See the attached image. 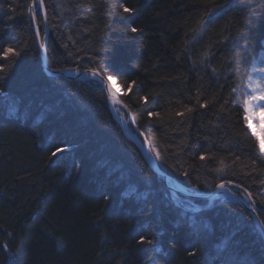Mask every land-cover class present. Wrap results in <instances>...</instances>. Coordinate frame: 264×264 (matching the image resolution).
Listing matches in <instances>:
<instances>
[{"label":"trees","instance_id":"trees-1","mask_svg":"<svg viewBox=\"0 0 264 264\" xmlns=\"http://www.w3.org/2000/svg\"><path fill=\"white\" fill-rule=\"evenodd\" d=\"M43 1L51 68L103 66L161 169L203 191L232 182L249 201L246 188L264 221V151L244 119L264 0ZM29 2L0 0V64L19 53L0 73V264H264L241 205L171 198L97 81L44 72Z\"/></svg>","mask_w":264,"mask_h":264},{"label":"water","instance_id":"water-1","mask_svg":"<svg viewBox=\"0 0 264 264\" xmlns=\"http://www.w3.org/2000/svg\"><path fill=\"white\" fill-rule=\"evenodd\" d=\"M39 2H40V0H36L37 5L39 4ZM43 4H44V1H43ZM30 9H33V0H30L29 15H30V18H31L32 23H33L32 29H33L35 39L37 42V46L39 49L41 64H42L44 72L47 75H49V76H62L64 78H69V79H73V80H81V81L85 80L87 78H93V79L99 81L102 84L103 89L106 93V97H107L108 104H109V109L112 113L113 118L115 119V121L117 123L120 124L125 135H127L129 140H131L133 142V144L139 149V151L141 152V154H142L144 160L146 161V163L148 164V166L153 170V172L158 177H160L164 180L166 187L171 194L174 193L173 191H176L177 193L182 194L184 196L203 198V199L214 198L218 194H225V195L235 199L238 203H240L249 212L251 218L253 219L254 223L256 224L257 228L259 229V231L263 237V240H264V225L261 224L262 221L260 220V218L258 217L256 212L253 211V208L246 201H244L242 199V197H240L239 195L234 193L233 190H231V188H230V185H232L231 183H226V187L224 189L217 187V185H219L221 183H225V182H221V183L216 185L215 189H213L211 191H203L197 187H189V186L184 185L183 183L179 182L174 176H171L170 174L165 172L163 169H161V167L158 165V163L155 161V159H153V157L151 156V154L149 152L150 146H149L148 140L145 138V136L143 135L141 130L136 127L135 122H134V118H133V114L131 113V111L127 108V106L125 107L124 103H121V104L115 103V104L119 105L120 107H122L124 109V111L126 112V120L129 124V126H128V130H125V128L122 126V124L119 120L118 112L116 111L115 107H113L111 105V102H110L111 99L109 97V93L107 90V84H105L100 77H93L91 75V73L86 72V70L89 68L81 69V70L68 69V68L51 69L48 66L47 44H48V38H49V24H48L47 12H46L45 5H44L43 10L40 11V15L42 17V22H43V35L42 36L40 34L36 13L33 11H30ZM34 16H35V19L33 18ZM37 32H39V35H37ZM41 42L44 43V45H45L44 48L40 47ZM101 76H103V75L101 74ZM121 93L122 92L117 91V96L119 99H120ZM142 138H143V141H142ZM167 181H171L175 185H177L176 189L175 190L170 189Z\"/></svg>","mask_w":264,"mask_h":264},{"label":"snow or ice","instance_id":"snow-or-ice-1","mask_svg":"<svg viewBox=\"0 0 264 264\" xmlns=\"http://www.w3.org/2000/svg\"><path fill=\"white\" fill-rule=\"evenodd\" d=\"M204 2L206 3H209L211 2V0H204ZM121 7L123 8V11L125 13L127 12H130L131 9H129L128 7H125L124 5H121ZM44 8V4H43V0H40L39 4L37 5L36 4V0H33V9H30V11H33L36 13V15H39V12L41 10H43ZM35 19V16L33 17ZM202 23V22H201ZM132 32H136L137 29L135 27H133L131 29ZM193 31H197L196 29H193ZM37 35H39V32H37ZM40 47L41 48H44L45 45L43 42H41L40 44ZM19 53L16 52L13 48L11 47H6L3 49V59L5 60H8L9 63L8 64H0V73H3V74H7L8 72V69L11 65V60L9 59L10 57H15V56H18ZM103 71V66H101L100 69H97V68H89L86 70V72L88 73H91V75L93 77H100L102 79V81L107 84V90H108V93H109V97L110 99L113 101V103H117V104H121L123 103L122 100H120L117 96V92L115 90V88L113 87V82H114V77L112 75H103L101 76V72ZM215 71V70H214ZM135 81L132 82V84H134ZM132 85H128V87L130 88ZM3 92V89H0V93ZM142 99H147L146 97L142 98ZM253 100H259V101H264V96H254L252 98ZM206 105H201V107H205ZM126 107V105H125ZM258 107L260 108V111L258 113V116H259V120H260V124H259V132L257 131V128L256 126L252 123V120L248 117V116H245L244 119L246 120L247 122V127L250 128L252 130V134L254 136H257L258 140H259V147L262 151H264V105H258ZM187 111L191 112L192 109L189 108L187 109ZM247 111V110H246ZM178 115H182V113H177ZM149 115H153L152 113H149ZM255 115V114H254ZM66 149L64 148H61L59 146H56L55 147V150L52 152V156H57V154L59 153H63ZM201 159H205L204 156H201ZM221 163H223V161H221ZM217 171H222V169H217ZM185 176L188 175L187 172L183 173ZM217 187L221 188V189H224L226 187V183H221L219 185H217ZM237 187H240L239 185H237ZM244 192L247 193V196L249 199H251L252 197V193L248 192V190L245 188L244 189ZM105 199H107V197H105ZM262 204H264V201H261ZM256 209L253 208V211H255ZM262 225H264V221L261 222ZM139 243L143 244V243H148V244H152L153 243V240L151 239H148L147 237L145 236H141L140 237V240L138 241ZM5 248L8 247L7 244L4 245Z\"/></svg>","mask_w":264,"mask_h":264},{"label":"bare ground","instance_id":"bare-ground-1","mask_svg":"<svg viewBox=\"0 0 264 264\" xmlns=\"http://www.w3.org/2000/svg\"><path fill=\"white\" fill-rule=\"evenodd\" d=\"M37 4V3H36ZM33 24V23H32ZM35 36V35H34ZM41 59V58H40ZM253 64H256V65H258L259 67L256 69L257 71H253V67H252V70H251V73H252V83L253 82H255V79L257 80V81H259V79L260 78H262L261 77V75L259 74V73H261L262 72V75H264V69H263V67H264V54H262L261 53V55H260V57H258L257 59H255L254 60V63ZM42 65V64H41ZM48 66H49V64H48ZM50 67V66H49ZM43 68V67H42ZM51 68V67H50ZM65 68H67V67H65ZM51 69H59V68H51ZM68 69H71V68H68ZM86 69V68H85ZM79 70H81V69H79ZM102 74V73H101ZM103 75V74H102ZM55 77H62V76H55ZM88 80H95V79H93V78H87ZM80 81V80H79ZM95 81H97V80H95ZM98 83H99V85H101V87H102V89H103V86H102V84L99 82V81H97ZM117 85H119L117 82H116V80H115V78H114V82H113V87L115 88V90H116V92L117 91H119V86H117ZM103 91H104V89H103ZM120 92V91H119ZM104 93H105V91H104ZM122 95V94H121ZM121 95H120V100H122L123 101V99L121 98ZM105 96H106V93H105ZM106 102H107V105H108V108H109V104H108V100H107V97H106ZM110 102H111V105L113 106V107H115V109H116V111L118 112V114H119V120H120V122H121V124H122V126L125 128V130H128V126H129V124H128V122H127V120H126V112L124 111V109L122 108V107H120L119 105H117V104H115V103H113V101L112 100H110ZM123 103L125 104V102L123 101ZM126 105V104H125ZM127 106V105H126ZM127 108L129 109V107L127 106ZM130 110V109H129ZM109 111H110V109H109ZM131 111V110H130ZM124 112V113H123ZM110 113H111V111H110ZM132 113V112H131ZM111 115H112V113H111ZM247 115V114H246ZM113 117V116H112ZM134 118V117H133ZM115 120V119H114ZM134 122H135V120H134ZM119 124V123H118ZM135 125H136V127L138 128V126H137V124H136V122H135ZM139 129V128H138ZM149 152H150V150H149ZM154 159V158H153ZM157 176V175H156ZM172 176V175H171ZM158 177V176H157ZM160 178V177H159ZM161 180H162V182H163V185H164V187H166V184H165V182H164V180L161 178ZM179 181V180H178ZM180 182V181H179ZM167 183L169 184V187H170V189H172V190H175L176 189V187H177V185H175L173 182H171V181H167ZM219 184V183H218ZM231 184L232 185H230V188H231V190H233V192L234 193H236L237 195H239L240 197H242V199L244 200V201H246L252 208H255L256 210H255V212H256V214L258 215V217L260 218V216H259V214H258V209H257V206L255 205V203L253 202V200H252V198L251 199H249L248 198V196H247V198H248V200L250 201V203H249V201H247V199H245L242 195H240L239 193H237L238 191H236V189L238 188L237 187V185L236 184H234V183H232L231 182ZM185 185V184H184ZM217 185V184H216ZM194 187V186H193ZM216 187V186H215ZM166 189H167V187H166ZM215 189V188H214ZM174 193L173 194H169V196L172 198V197H174L175 195H180V196H183V197H186V198H188V199H199V200H206V201H212V200H215V199H230V200H233L234 202H236V203H238L235 199H233V198H231V197H229V196H227V195H225V194H218L216 197H214V198H209V199H203V198H196V197H190V196H184V195H182V194H179V193H177L176 191H173ZM247 195V194H246ZM177 199V198H176ZM239 205H241L240 203H238ZM188 207H191L190 205H187ZM242 206V205H241ZM243 207V206H242ZM244 208V207H243ZM245 209V208H244ZM246 210V209H245ZM247 211V210H246ZM248 212V211H247ZM248 214H249V212H248ZM249 216H250V214H249ZM250 218H251V216H250ZM251 220L253 221V219L251 218ZM260 220H261V218H260ZM262 221V220H261ZM253 223H254V221H253ZM254 226L257 228V226H256V224L254 223ZM257 230L259 231V229L257 228ZM259 233H260V231H259ZM261 234V233H260ZM262 236V235H261ZM263 238V237H262ZM264 241V240H263Z\"/></svg>","mask_w":264,"mask_h":264},{"label":"rangeland","instance_id":"rangeland-1","mask_svg":"<svg viewBox=\"0 0 264 264\" xmlns=\"http://www.w3.org/2000/svg\"><path fill=\"white\" fill-rule=\"evenodd\" d=\"M29 6H30V2H29ZM259 66L256 65V64H253V71H257L256 69L258 68ZM262 77H264V75H262V72L259 73ZM69 79V78H67ZM73 80V79H71ZM88 79H85V80H82V81H86ZM76 81H79V80H76ZM81 81V80H80ZM259 81H257L255 79V82H253V86H254V89L253 90H256V92L254 91V96L258 97V96H264V87L262 88V86H260L259 84ZM119 86V91L122 92V88L120 85H117ZM252 86V87H253ZM123 93V92H122ZM121 93V94H122ZM258 105H264V101H259V100H253L251 101V104L249 105V108H248V111H247V116L252 120V123L256 126L257 128V131L259 132V124H260V120H259V116H258V113L260 111V108L258 107ZM255 114V115H254ZM120 126V124H119ZM120 128L122 129V127L120 126ZM123 131V129H122ZM123 134L125 135L124 131H123ZM127 137V135H125ZM128 138V137H127ZM257 138V136H256ZM129 139V138H128ZM258 140V138H257ZM131 141V140H130ZM142 141H143V138H142ZM132 142V141H131ZM259 142V140H258ZM133 143V142H132ZM149 150H150V147H149ZM166 189V187L164 188ZM167 192V194H171L168 189L165 190Z\"/></svg>","mask_w":264,"mask_h":264}]
</instances>
